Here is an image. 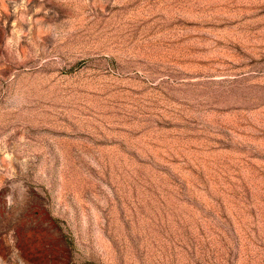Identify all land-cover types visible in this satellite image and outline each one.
I'll list each match as a JSON object with an SVG mask.
<instances>
[{"label":"rangeland","instance_id":"1","mask_svg":"<svg viewBox=\"0 0 264 264\" xmlns=\"http://www.w3.org/2000/svg\"><path fill=\"white\" fill-rule=\"evenodd\" d=\"M0 264H264V0H0Z\"/></svg>","mask_w":264,"mask_h":264}]
</instances>
